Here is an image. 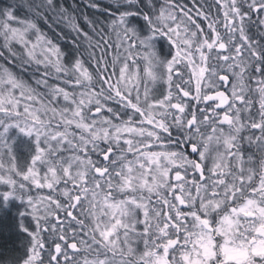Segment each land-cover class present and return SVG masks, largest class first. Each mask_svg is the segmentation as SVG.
<instances>
[{
  "label": "snow or ice",
  "instance_id": "snow-or-ice-1",
  "mask_svg": "<svg viewBox=\"0 0 264 264\" xmlns=\"http://www.w3.org/2000/svg\"><path fill=\"white\" fill-rule=\"evenodd\" d=\"M18 7L0 231L25 240L0 264H264V0Z\"/></svg>",
  "mask_w": 264,
  "mask_h": 264
},
{
  "label": "trees",
  "instance_id": "trees-1",
  "mask_svg": "<svg viewBox=\"0 0 264 264\" xmlns=\"http://www.w3.org/2000/svg\"><path fill=\"white\" fill-rule=\"evenodd\" d=\"M13 2L19 6L16 13L17 16L21 18L24 17L26 15V9L23 7L25 0H0V6ZM68 2L71 3V0H68ZM78 2L83 4V0H78ZM59 30L60 29H57L56 31ZM49 35L55 38V34L53 32H49ZM70 39V37H66L64 40H61L60 42L62 47H69ZM24 240V235L15 230L5 229L0 231V253H3L5 258L21 254L23 252Z\"/></svg>",
  "mask_w": 264,
  "mask_h": 264
}]
</instances>
